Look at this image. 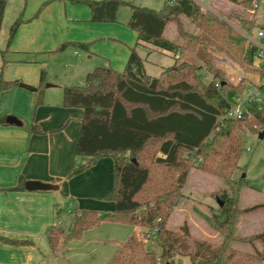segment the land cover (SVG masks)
<instances>
[{
	"label": "trees",
	"instance_id": "obj_1",
	"mask_svg": "<svg viewBox=\"0 0 264 264\" xmlns=\"http://www.w3.org/2000/svg\"><path fill=\"white\" fill-rule=\"evenodd\" d=\"M70 1L87 6L92 23H115L118 9L129 6L131 15L126 27L136 33V43L122 71L95 67L82 84L63 88L62 106L83 111L76 153L84 162L73 168L68 178L89 169L99 158L111 157L114 187L106 199L114 202V211L100 215L93 211L73 212L67 229L50 228L48 241L52 250L60 239L78 237L82 231L110 220L128 223L145 232L142 237L132 234L109 264H155L156 252L146 249L143 241L153 229L157 231L148 239L159 249L161 264H263V252H243L234 247L235 243L251 244L255 240L264 244V232L249 237L236 235L240 215L264 204L242 209L240 193L249 183L243 177L236 180L233 177L238 169L244 132L264 131V106L252 111L250 117L224 119L219 123L229 100L243 86L224 84L216 89L198 74L205 66L214 78L224 83L208 55V47L216 45L214 41L220 50L226 48L229 57L237 58L247 67L252 64L255 49L240 32H252L254 0H224L238 7L232 12L215 6L208 10L194 0H164L163 7L157 11L122 0ZM6 2L0 0V28ZM181 18L193 23L202 35L183 30ZM21 21L17 19L11 25L9 40ZM168 24L175 25L178 35L185 38L183 44L165 36ZM259 29L264 32V25ZM224 30L232 33L233 39H227L225 32L219 33ZM89 46V43L65 42L53 52L69 47L88 51ZM137 47L170 54L175 62L162 68L157 77H151ZM183 53H193L204 65L195 66L186 59L178 61L176 56L180 59ZM44 76L42 71L39 88L43 87ZM17 85L18 81H4L1 66L0 92ZM5 125L6 116H0V126ZM30 132L40 133L36 125L30 127ZM195 164L197 170L218 178L228 189V193L216 195L221 203L218 214H200L218 233L219 242L193 237L186 223L177 229L167 226L183 198L181 191ZM24 184L20 177L11 190L24 191ZM6 241L13 245L25 243Z\"/></svg>",
	"mask_w": 264,
	"mask_h": 264
},
{
	"label": "crops",
	"instance_id": "obj_2",
	"mask_svg": "<svg viewBox=\"0 0 264 264\" xmlns=\"http://www.w3.org/2000/svg\"><path fill=\"white\" fill-rule=\"evenodd\" d=\"M122 1L150 9L158 5V10L164 5V0ZM194 1L205 9L216 7L211 0L208 6ZM7 6L8 0L0 28V67L4 81H18L19 85L0 92V116H11L17 121L0 126V264H109L121 244L142 229L121 221L103 220L78 237L60 239L54 250L48 234L58 222L59 227L67 229L73 212L93 211L100 215L114 211V202L106 199L114 187L111 157L99 158L89 169L68 178L69 172L84 162L76 153L83 111L63 107L62 93L64 87L75 85L76 80L78 85L82 84L84 78L80 75L86 76L95 67H110L119 72L125 68L136 43V33L126 27L131 9L121 6L115 23H92L90 10L83 4H73L70 0H24L21 9L18 7L8 20L6 33L2 35ZM17 19L22 21L9 40L10 27ZM65 42L90 46L88 51L82 50L84 56H79L77 50L65 56L64 75L68 79L54 85L47 80L43 63L50 57L47 55L64 53L66 49L53 51ZM136 51L145 60L144 66L149 63V55L156 53L144 47H137ZM42 71L44 84L39 88ZM32 125L37 126L39 134L30 132ZM20 177L25 182L51 184L56 189L11 190ZM187 189L188 179L182 191L185 197L173 210L167 226L177 229L186 223L193 237L203 239L195 234L199 233L195 215L187 210L189 200L184 194ZM260 195L253 188L242 191L240 207L264 204L253 201ZM64 212L67 221L63 225ZM200 230L201 235L207 236L204 229ZM262 232L264 207L240 215L237 236ZM6 240L25 243L13 245ZM258 242L236 243L234 247L249 244L264 254V244Z\"/></svg>",
	"mask_w": 264,
	"mask_h": 264
},
{
	"label": "rangeland",
	"instance_id": "obj_3",
	"mask_svg": "<svg viewBox=\"0 0 264 264\" xmlns=\"http://www.w3.org/2000/svg\"><path fill=\"white\" fill-rule=\"evenodd\" d=\"M201 1V4L203 6H208L210 3V0H199ZM216 0H211V2H214L216 7L220 10L225 11H234L238 10V7L229 4L225 1H221L219 3L215 2ZM258 2L257 8L255 10L254 15V22H253V29L251 32L252 37L257 38V31L260 26L264 25V0H255ZM24 0H8V6L6 11V16L4 20V26H3V34L6 33V25L7 22L12 16L16 13L18 7L20 8L23 6ZM21 9V8H20ZM153 9H159V6H155ZM209 10V9H208ZM216 12V11H215ZM213 11V13H215ZM216 14H218L216 12ZM219 16V15H218ZM19 17V16H17ZM181 23L183 26V30H185L187 33L194 34V35H202L200 30L189 20L185 18H181ZM225 32V37L229 40L233 39V34L230 32H227V30H224L223 32H219L223 34ZM240 32V31H239ZM240 34L243 35V33L240 32ZM165 36L176 43L183 44L184 43V37H180L177 33L175 25H168V28L166 29ZM74 41V40H73ZM212 41H214L212 39ZM215 46H209L208 47V55L211 58V62L214 65V68L216 70H219L221 73V78L225 81L235 82L238 77L240 76H246L251 79H255L254 73L252 70L249 69V67L244 66V63L242 64L240 60L237 58H231L227 53H225V50H220L217 46L216 41ZM77 50L79 53V56H84L85 53L82 50L74 49V48H68L65 50L62 54H56V55H47L50 56L46 59V62H44V67H46L47 71V80L52 81L54 85H59L62 83L65 79V73H64V61L65 56L69 54V52H73ZM220 56L227 57L231 65L229 67H219L217 63V58ZM178 58V61L181 59H186L190 63L197 65H204L193 53H183L181 55V58L179 59V55L176 56ZM149 63H146L145 68L146 72L152 75L153 77H157L162 68L169 67L173 65L175 62V58L170 57V54L162 53V52H156L151 53L148 58ZM199 76H201L204 80V77L209 75V72L205 69V66L202 67V70L198 72ZM211 74V73H210ZM212 75V74H211ZM85 76V73L81 74L80 77L83 79ZM75 85H78V82L76 80ZM72 85V84H70ZM259 129V128H258ZM260 133H254L245 131L243 134V141H242V149L238 160V169L236 170L234 174V179H238L240 177H243L245 180L248 181L249 187L243 189L242 191L246 189L253 188L255 191L259 192L261 195L254 198L253 201H256L255 203H263L264 201V136L263 138H259ZM157 155V154H155ZM159 155V154H158ZM187 182V181H186ZM186 185V184H185ZM194 188V189H192ZM183 191V189H182ZM181 191V192H182ZM223 191L228 193L227 187L222 183L221 180L218 178L203 173L196 169V164L194 168L190 170V173L188 175V189L184 191V194H187L188 197H186L189 201L186 203L187 210L189 213L195 215L196 220V229H199V233H195L200 238L206 239V240H212L218 242L221 240L220 236L216 231H214L209 224L205 221L204 218L201 217V215L205 216H211L218 214V198L216 197L217 194H221ZM241 191V192H242ZM241 195V193H240ZM184 199V195L182 194ZM180 200V202L182 201ZM240 201V198H239ZM244 203H247V199L244 198ZM240 205V203H239ZM201 214V215H200ZM61 218L63 219V225L67 221V214L64 212L61 214ZM201 226V227H199ZM204 229L207 233V236L201 235V229ZM143 232L145 230L139 231V236L142 237ZM142 235V236H141ZM145 243V248L149 250H153L156 252V258L159 254V249L156 248L155 243H153V240L148 239L147 235L145 237V240H143ZM261 243L260 241L258 242ZM236 244V243H235ZM234 244V245H235ZM239 251H245L252 253L254 249L249 244H239L235 247ZM155 258V259H156Z\"/></svg>",
	"mask_w": 264,
	"mask_h": 264
},
{
	"label": "built area",
	"instance_id": "obj_4",
	"mask_svg": "<svg viewBox=\"0 0 264 264\" xmlns=\"http://www.w3.org/2000/svg\"><path fill=\"white\" fill-rule=\"evenodd\" d=\"M258 2H252L251 12H254L257 8ZM243 37L246 43L254 47V57L249 69L253 71L255 79H251L246 76H240L235 82L225 80L224 83L220 82L217 78L209 73L204 77L205 83H213L216 89H220L221 85L228 84L234 87L242 85V90L235 93L228 102V107L225 110L223 116L218 119L221 123L224 119L229 120H241L245 117H250L251 112L254 110H261L264 106V32L260 29L257 31V38L252 37L251 34H244ZM219 67H229L231 65L230 60L225 56L217 58ZM61 225L58 222V226ZM157 229H153L148 237H153ZM155 264H161L159 257L155 259Z\"/></svg>",
	"mask_w": 264,
	"mask_h": 264
},
{
	"label": "water",
	"instance_id": "obj_5",
	"mask_svg": "<svg viewBox=\"0 0 264 264\" xmlns=\"http://www.w3.org/2000/svg\"><path fill=\"white\" fill-rule=\"evenodd\" d=\"M6 123L7 124H13V123H17L16 119L14 117H6ZM264 136V131H262L259 134V138H263ZM133 162L135 163V161L133 160ZM24 188L27 191H52L55 190L56 187L51 185V184H46V183H42V182H37V181H26L24 184ZM219 206H221V203H219Z\"/></svg>",
	"mask_w": 264,
	"mask_h": 264
}]
</instances>
